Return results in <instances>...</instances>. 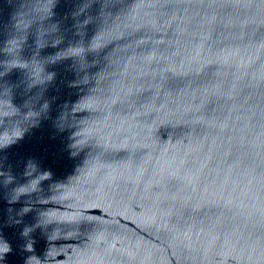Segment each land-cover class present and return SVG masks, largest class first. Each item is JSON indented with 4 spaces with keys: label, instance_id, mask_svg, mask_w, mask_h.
<instances>
[{
    "label": "water",
    "instance_id": "1",
    "mask_svg": "<svg viewBox=\"0 0 264 264\" xmlns=\"http://www.w3.org/2000/svg\"><path fill=\"white\" fill-rule=\"evenodd\" d=\"M0 264H264V0H0Z\"/></svg>",
    "mask_w": 264,
    "mask_h": 264
}]
</instances>
